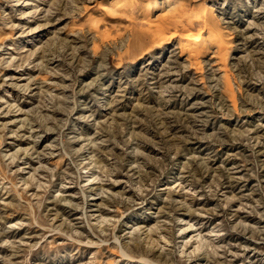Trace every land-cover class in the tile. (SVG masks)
<instances>
[{"label": "rangeland", "instance_id": "1", "mask_svg": "<svg viewBox=\"0 0 264 264\" xmlns=\"http://www.w3.org/2000/svg\"><path fill=\"white\" fill-rule=\"evenodd\" d=\"M0 264H264V0H0Z\"/></svg>", "mask_w": 264, "mask_h": 264}, {"label": "bare ground", "instance_id": "2", "mask_svg": "<svg viewBox=\"0 0 264 264\" xmlns=\"http://www.w3.org/2000/svg\"><path fill=\"white\" fill-rule=\"evenodd\" d=\"M180 13V14H179ZM177 15H173V19L169 22V26H174L176 28H178L180 24V21H181V17H182V10L179 12ZM186 13V11L184 10L183 11V14ZM191 16H189L188 18V23H195L196 21H198L197 19L195 20H191ZM167 24H162L163 26V29H165V26ZM204 29V27H203ZM208 30L209 31V39H212L213 42L215 43V48H216V51H219L221 52L222 50H225L226 46L228 45V39H226L225 36L221 35V34H216V33H213L212 29L209 28ZM176 35H173L172 34V37H175ZM190 36L192 35H187L186 38H190ZM202 38V32L200 31V33H198V38ZM197 40V39H196ZM208 40V39H207ZM192 43H190V41L188 40L184 45H183V49H182V52L183 53H186L187 55V61H189L190 63L192 64H195V65H200V61L201 58H203V56L205 55V48L204 46H202L199 42L200 41H191Z\"/></svg>", "mask_w": 264, "mask_h": 264}]
</instances>
